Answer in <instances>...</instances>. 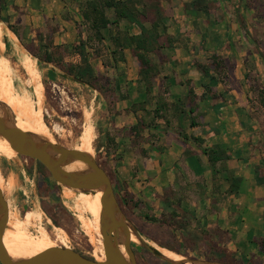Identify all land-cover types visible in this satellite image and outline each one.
<instances>
[{
    "label": "trees",
    "instance_id": "16d2710c",
    "mask_svg": "<svg viewBox=\"0 0 264 264\" xmlns=\"http://www.w3.org/2000/svg\"><path fill=\"white\" fill-rule=\"evenodd\" d=\"M15 1L17 0H0L1 6L7 12L4 22L19 37H22L23 32L28 30L36 38V41L42 42L44 56L41 57L36 52L32 54L45 63L57 65L76 81L93 87L101 94L104 93V89L91 62L90 54L91 51L95 52L99 45H103L107 49L109 62L117 70L116 81L112 89L114 102L110 106L111 112L113 116L124 114L126 135L131 137L133 145L138 146L144 157L148 158L149 156L148 144L155 141L158 135H164L184 143L187 141L196 143L200 151L207 157L210 165L214 167L213 180L217 179L221 173L217 168L218 165L222 169H227L226 163L233 159L232 144H234V140L230 139L228 143H222L220 137L225 132L221 121L228 119V117L224 118L223 113L229 108L228 96L225 92H216L211 86L207 88V91L205 88L213 81L225 83L228 68L224 53H226L225 51L232 53L235 49L234 31L242 32L238 41L244 44V24L240 21L235 22V25L232 24L221 0H86L79 9L78 18L72 14L68 0H40L44 6H50L53 13L48 16L38 14L31 16V19L28 18L29 9L17 5ZM31 1L33 3L35 0ZM197 11H202L213 17L210 23L214 29L227 31L228 34L226 37H222L213 30L209 31V34H216L213 38V49L207 51L203 57L194 59L197 71L207 79V83L198 82L200 88L198 90V86L192 79H188L184 83L189 89L188 96L182 105H172L173 113L188 115L192 128H202L201 135H188L183 131H170L172 121L169 118L168 109H171V104L166 101L165 97V94L169 93V89L163 88L159 83L166 59L163 51L177 42V38L168 33L165 20L173 18L178 13L195 15ZM74 25L77 40L68 46L67 33L73 30ZM66 50L69 51L68 54ZM261 53L264 55L263 52ZM65 55L76 56L79 60L67 62ZM130 69L145 85L148 99L144 102L133 103L130 108L118 111L116 105L119 99L125 100L126 97L119 94L116 83L118 78L128 76ZM178 82L182 81L178 79ZM153 89L156 95L152 94ZM261 95L263 96L261 102L264 103V90H261ZM150 105L151 109L148 108ZM233 107L236 108L233 111L242 128H248L252 124V116L249 111L247 109L244 111L234 105ZM209 113H216L217 116H209ZM129 114L133 116L132 119L134 118L135 122H131L132 119H127ZM160 123H162V127H160ZM117 131L119 132V129ZM116 137L112 132L107 133V140L112 143V147L107 148L101 155L104 161H108L112 165L108 174L112 180L118 202L126 215H137L140 213L137 211L142 209V206H146L148 210L144 214V218L148 221L162 222L164 220L169 228L176 231L183 230V235L189 237L195 244H199L203 238L211 247L210 253L206 257L196 254L192 249L188 250L187 256L219 260L228 264H244V261L240 259L232 260L230 258V255L244 252L241 243L233 242V245H229L236 247L233 248L216 241L213 229L201 225V216L184 209V198L182 195H178L181 194L179 191L153 193L148 187L149 180L136 179V177L134 179L124 178L119 172L118 153L116 154L119 143H117ZM209 138L213 139L212 146L205 144ZM260 143L264 146V139L260 140ZM248 145L252 151L256 149L251 142ZM243 149L246 150L247 145L241 147V150ZM238 152L240 153V151ZM239 153L238 155H240ZM262 160L264 158L261 153L259 157L252 153L249 157L243 156L239 159L245 173H248L250 177L248 188L244 187V234H241L240 237L246 241L249 237L254 236L252 241L257 245V250L262 254L264 260V167L261 164ZM37 165L39 172L47 181L44 183L45 191L51 196L58 197L56 186L51 187L54 183L51 175L41 163L37 162ZM227 181L230 186L226 193L228 191L233 194L240 192L242 182L244 181L246 184L245 179L243 180L242 176H236L234 171H229ZM219 187L217 185L214 188L218 190ZM218 193L222 195L220 191ZM252 198L256 200L255 209L249 208ZM212 204L215 205L216 201L212 200ZM58 207L64 209L60 202H58ZM213 213V215L218 214L217 212ZM54 220L57 223V220ZM171 250L180 253L176 249ZM86 257L93 259L90 256ZM249 261V264H255L252 258Z\"/></svg>",
    "mask_w": 264,
    "mask_h": 264
},
{
    "label": "crops",
    "instance_id": "0c3cea01",
    "mask_svg": "<svg viewBox=\"0 0 264 264\" xmlns=\"http://www.w3.org/2000/svg\"><path fill=\"white\" fill-rule=\"evenodd\" d=\"M221 1L222 5H225L224 0ZM237 2L240 5L243 0H237ZM252 2L258 7L251 8L247 12L255 9L256 15L251 16V25H249L245 22L246 12L244 11V44L238 41L242 32L234 31L235 49L232 53L236 59H230L231 61L227 63L228 77H226L225 83L213 81L205 88L207 91V88L211 86L216 92H225L228 96L229 108L228 111L223 112L224 118L228 117V119L221 121L225 132L221 135L220 142L228 143V140H234V144H232L233 159L226 163V170L222 169L220 165L217 166L221 171L217 179L213 180L214 167L210 165L207 157L193 141L184 143L181 140H174L172 137L158 135L155 141L148 144L149 156L146 158L141 154L138 146L133 145L131 137L126 135L124 114L114 117L115 126L119 128V172L126 173L129 179L136 177V179L149 180L148 187L153 193L179 191L181 194L178 195H182L184 198V209L192 214L200 215L203 227L227 232L229 241L226 243L229 244H232V240L241 244L244 242V238L240 237L241 234H244V187L248 188L250 177L248 173H245L239 159L243 156L249 157L252 153L258 157L261 153L264 158V146L260 143L263 137V127L255 118V109L252 106L253 102L261 105L262 100L261 91L257 89L256 92H253L254 88L252 89V87L255 85L260 90H264V55L261 53L264 54V27L261 26L264 24H261L264 21V14L257 12L261 4H264V0H244V6L250 5ZM227 14L232 24L235 23V19L240 21L239 14L233 15L229 10ZM212 19L213 17L202 11H197L195 15L178 13L173 18L165 20L168 33L177 38V42L172 47L163 51L166 59L159 83L163 88L169 89V93L165 94V97L166 101L171 104V109H168L169 118L172 121L170 131H183L188 135L202 134V128L191 127L187 114L173 113L172 105H182L188 96L189 89L184 84L188 79H192L197 86L200 81L207 83V79L197 71L194 59L203 57L207 51L213 49V38L216 34H209V31L213 30L222 37H226L228 34L227 31L214 29L210 23ZM71 32L73 31H68L67 37H71ZM225 52L232 56L231 52ZM248 74L250 75L248 76ZM178 79L182 82H178ZM117 90L119 94L126 97L125 100L119 99L116 105L118 111L130 108L133 103L144 102L148 99L145 85L135 76L132 69L128 71V76L118 78ZM152 94L156 95L154 89ZM233 105L244 111L247 109L251 114L252 124L248 128L243 129L240 125L233 111L236 109ZM183 106L188 107L187 105ZM148 108L151 109V105ZM209 116L216 117L217 115L209 113ZM132 117L131 114L127 115V119H132ZM131 122H135V119L133 118ZM160 124L162 127V123ZM250 142L256 147L253 151L248 145ZM205 144L212 146L213 139H207ZM246 145L247 149L241 150V147ZM261 164L264 167V160L261 161ZM229 171H234L236 176H242L243 180L245 179L246 184L244 181L242 182L240 192L233 194L228 191L226 193L230 186L227 181ZM217 185L220 186L218 190L214 188ZM212 200L216 201L215 205L212 204ZM255 207L256 200L252 198L249 208L255 209ZM213 212H217L219 215H213Z\"/></svg>",
    "mask_w": 264,
    "mask_h": 264
},
{
    "label": "rangeland",
    "instance_id": "374dc122",
    "mask_svg": "<svg viewBox=\"0 0 264 264\" xmlns=\"http://www.w3.org/2000/svg\"><path fill=\"white\" fill-rule=\"evenodd\" d=\"M85 1L86 0H68V4H70V7L72 8V14L74 17H79V9ZM224 2L225 5H223V7L225 11L227 12L229 10L233 15L239 14L240 22L242 24H244L245 11L246 18L248 17L249 19H247V21L245 18V22L251 25L250 18L251 16L253 17L256 15V10L254 9L250 12H247V10L258 6H255L253 2L250 5L248 4L244 6V0L240 5L237 0H224ZM17 5L29 9V19H31V16H36L38 14L48 16L53 13L51 10L52 8L50 6H44L40 0H35L33 3L31 0H17ZM258 10V13L264 14V4H261L260 9ZM6 18L7 12L4 7L1 6L0 2V27L7 34L9 31L12 32L16 37L18 45H20L19 48L14 42L10 44L9 38L6 37L3 40V43H8V45L0 48V59L4 61L6 60L11 68L15 70L14 79L11 80L15 94L24 96L22 102L25 103V105L32 104L35 109L39 110V106L36 104L37 96L43 89L42 113L36 114L35 119L36 123L39 125L46 126L48 132L45 135L38 128L32 133L45 135L47 138L61 143L66 147L75 148L80 144L81 136L86 127L87 121L90 119L94 123L95 135L93 141V156L107 172L111 171L112 165L108 161H104V158L101 155L107 150V148L112 147V143L107 140V133L112 132V134L117 136V143L120 139L118 138L119 134L117 133V129L119 128L116 129L113 123L115 122V116H113L111 112L112 109H110L112 102H114L112 99V89L116 81L117 70H115L113 64L109 62L107 49L103 47V45H99L97 46V50H95V52L91 51L90 54L91 62L100 77V84H102L104 89V93L101 94L93 87L71 79L67 72L60 69L57 65L45 63L33 55L32 53L36 52L41 57L44 56L42 42L36 41V38L28 30L23 32L22 37H19L9 28L8 24L4 22V20L6 21ZM235 22H237L236 19ZM263 23L264 21L261 22V24ZM233 24L235 25V23ZM261 26L264 27V24ZM72 31L71 37H67L68 46H71V43L77 40L75 25L73 26ZM66 52L67 54L69 53L67 50ZM224 54L226 55L227 63L236 59L233 53L232 56L228 53ZM31 60H34L35 65L38 68L40 81L29 88H22V83L26 82L28 79L27 75H30L28 65ZM65 60L67 62H70L71 60L78 61L79 58L76 56L72 57L71 55H65ZM249 75L250 74H248V76ZM0 84L2 86L4 85V87H9V84L5 81L0 80ZM253 88V92H256L257 89L261 91L259 87H255V85L252 89ZM260 97L263 98L262 95H260ZM252 106L255 109V118L263 127L262 139H264V103L261 102L260 105V103L253 102ZM12 111L16 116L17 113L14 109H12ZM117 153L118 152H116V154ZM4 155L5 146L0 140V189L3 192L5 199L8 202H11V209L14 216L18 219V251L25 255L29 252V246L23 237L26 231L22 227L20 221H23L28 211L36 209L41 213L42 218L41 221L38 222L33 220L35 226L29 230L32 236L39 237L41 235V230H45L56 246L70 248L83 255L93 257V259L98 258V256H100L98 247L93 241H91L90 236L87 235L83 229L81 221L77 218L78 212L67 203L63 194L64 190H60L51 177L54 182L51 187L56 186L55 189L58 192V197L51 196L45 191L44 183H47V181H45L43 174L39 172L40 170L37 161L27 157L17 156L16 154ZM122 176L128 179L126 173H122ZM8 183H12L11 189L7 186ZM58 202L62 204L64 209L58 207ZM147 210L146 206H142V209L137 211L140 212L137 215H126L146 240L168 250L176 249L180 252L179 254L186 258L200 259L186 255L188 250L191 249L195 250L196 254L201 255L202 257H206V255L210 253L211 247L209 243L203 240V238L199 244H195L189 237L183 235V230L176 231L175 229L169 228L166 223H164V220L162 222L148 221L144 218V214ZM89 218L90 217H88V219ZM54 219L57 220V223ZM10 227L11 226H9V228ZM213 232L216 241L224 244V246L235 247L232 246L233 242H235L234 240H232L231 246H229V243H226L229 241L226 235L227 232L221 229H213ZM253 238L254 236H251L240 244L244 247V252H237L235 255H230V258L232 260L234 258L240 259L244 261V264H249V260L252 258V261L255 264H264L263 256L257 250L258 247L252 241ZM62 239L65 241H62ZM133 249L136 253L139 264H169L156 258L137 244L133 246ZM200 260L219 261L211 259Z\"/></svg>",
    "mask_w": 264,
    "mask_h": 264
},
{
    "label": "water",
    "instance_id": "95a60500",
    "mask_svg": "<svg viewBox=\"0 0 264 264\" xmlns=\"http://www.w3.org/2000/svg\"><path fill=\"white\" fill-rule=\"evenodd\" d=\"M0 138L8 141L17 156L27 157L41 163L49 171L60 190L68 188L86 194L102 193L100 231L106 254L105 260L99 261L90 259L70 248L55 246L28 258H13L4 245V235L9 229L10 218L7 201L0 189V264H139L133 249L135 244L169 264H227L219 261L186 258L179 253L177 254L183 257L181 261L166 257L154 246L155 243L146 240L128 219L118 202L108 172L93 155L66 147L45 135L20 129L11 107L1 100ZM77 162L82 163L84 169L66 170L67 167ZM133 236L137 238L136 242L132 240Z\"/></svg>",
    "mask_w": 264,
    "mask_h": 264
},
{
    "label": "bare ground",
    "instance_id": "6f19581e",
    "mask_svg": "<svg viewBox=\"0 0 264 264\" xmlns=\"http://www.w3.org/2000/svg\"><path fill=\"white\" fill-rule=\"evenodd\" d=\"M8 37L10 44L14 42L19 48L18 42L16 41V37L12 32L5 33L3 29L0 27V48L5 47L8 43H3V40ZM13 44V45H14ZM28 69L30 75L26 82L22 83V88H29L30 86L35 85L37 82L40 81V74L38 71L37 66L35 65L34 60H31L28 65ZM15 70L11 68L9 63L5 60L0 59V80L5 81L9 84V87H4L0 84V100L5 102L9 107L14 109L16 114V123L17 126L26 131V132H33L36 129H40L45 135L48 132V128L44 125H39L36 123L35 116L38 113H42L41 107L43 104V89L39 92L37 96L36 104L39 106V110L35 109L32 104L25 105L22 102L24 96L16 95L14 91V86L12 83V79H14ZM6 84V86H7ZM94 123L89 119L87 121L86 127L83 131V134L80 139V144L75 147V149L81 150L88 154L93 155L94 153ZM1 142L5 146V155L7 154H16V152L10 147L7 140L0 138ZM4 155V156H5ZM84 169V165L80 162H77L69 167L66 170L75 171V170H82ZM7 186L9 189L12 188V183H8ZM65 199L67 203L78 212L79 220L81 221L82 227L85 230L86 234L90 236L91 241H93L97 247L98 251L100 252V256L96 258L99 261H104L106 258L105 249H104V242L103 237L101 236L100 231V215L102 210V203H101V192H96L95 194H86L83 192L73 191L71 189L65 188L63 191ZM7 201V200H6ZM8 204V212L10 218V228L6 230L4 235V245L9 252V254L15 258H28L38 254L40 251L47 250L49 248H53L56 244L51 240L50 236L45 230H41V235L39 237H34L30 234L29 230L35 226L33 224V220L41 221L42 215L41 213L34 209L28 211L23 219L20 221L22 227L25 229L26 233L23 236L25 241L29 246L28 254H22L18 251L19 242L17 241V234L19 231L18 226V219L14 216L12 211V204L11 202L7 201ZM77 216V215H76ZM88 217H90L88 219ZM14 220V221H13ZM13 221V222H11ZM97 237V239H96ZM133 241H137L135 236L132 237ZM62 241H65L62 239ZM154 246L162 252L166 257L171 258L176 261L183 260V257L171 250L162 248L154 244ZM95 256V255H94Z\"/></svg>",
    "mask_w": 264,
    "mask_h": 264
}]
</instances>
